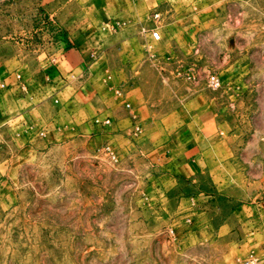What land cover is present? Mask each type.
<instances>
[{
	"label": "rangeland",
	"instance_id": "obj_1",
	"mask_svg": "<svg viewBox=\"0 0 264 264\" xmlns=\"http://www.w3.org/2000/svg\"><path fill=\"white\" fill-rule=\"evenodd\" d=\"M100 2L0 0V36L27 32L40 6L84 21ZM116 5L130 23L97 34L100 86L76 100L109 124L48 144L0 131V264H244L250 247L215 224L264 165V0ZM188 134L206 136L207 189L166 170V144Z\"/></svg>",
	"mask_w": 264,
	"mask_h": 264
},
{
	"label": "crops",
	"instance_id": "obj_2",
	"mask_svg": "<svg viewBox=\"0 0 264 264\" xmlns=\"http://www.w3.org/2000/svg\"><path fill=\"white\" fill-rule=\"evenodd\" d=\"M103 1L84 9L87 14L84 21L77 18V10L69 13L68 19H58L65 7H71L69 3L56 4L53 8L40 6L36 8L39 14L34 11L38 20L27 32L0 36V131L15 132L29 141L39 139L48 144L68 132L84 136L93 133L94 128L98 131L100 125H108L95 123L98 116L84 118L93 112V106L88 101L84 104L76 101L79 96L97 93L100 86L98 73L105 66L97 34L109 30L107 22L111 19H122L124 25L130 23L129 12L117 6V0ZM93 9L100 15L96 24L92 14L88 15ZM33 42L36 49H31ZM29 54L31 61H27ZM107 78L110 75L104 81ZM205 139V135L188 134L167 143L163 153L167 156L169 174H178V179L198 190L207 189L215 182L207 149L203 148ZM255 177L246 179L244 198L232 201L228 216L218 218L215 231L218 236L236 237L241 247H250L248 259L252 256L256 264H264V165ZM208 197L214 196L196 195L187 200L193 204L196 199Z\"/></svg>",
	"mask_w": 264,
	"mask_h": 264
},
{
	"label": "built area",
	"instance_id": "obj_3",
	"mask_svg": "<svg viewBox=\"0 0 264 264\" xmlns=\"http://www.w3.org/2000/svg\"><path fill=\"white\" fill-rule=\"evenodd\" d=\"M158 13H155L154 14V18L155 19H157V17H158ZM109 24H108V26H109V28L110 29H115L117 26H119L121 23L119 22V21H109L108 22ZM123 24V23H122ZM212 84L213 85H217L218 84V81H216V80H213L212 81ZM115 94L117 95V96H119V97H123L124 96V93H123V91L120 89V88H116L115 89ZM126 106L128 107L129 106V104L127 103L126 104ZM95 123H104V124H109V122H110V120L108 119V118H104V119H99V118H96L95 120ZM132 130H133V132L136 134V133H139L140 131H141V128H140V126L135 122L134 123V125H133V128H132ZM107 150L109 151V148H107ZM109 153H111L110 151H109ZM112 155V154H111ZM112 158L114 159V155H112ZM245 264H256V258H254V257H250L246 262H245Z\"/></svg>",
	"mask_w": 264,
	"mask_h": 264
}]
</instances>
